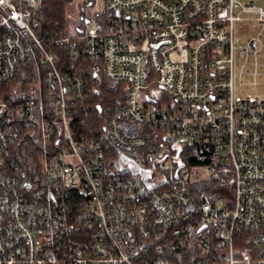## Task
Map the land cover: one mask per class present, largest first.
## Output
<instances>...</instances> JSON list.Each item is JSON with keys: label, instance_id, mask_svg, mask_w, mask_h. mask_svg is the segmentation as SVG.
Wrapping results in <instances>:
<instances>
[{"label": "built area", "instance_id": "obj_1", "mask_svg": "<svg viewBox=\"0 0 264 264\" xmlns=\"http://www.w3.org/2000/svg\"><path fill=\"white\" fill-rule=\"evenodd\" d=\"M44 2L0 0V87L33 56L42 66L28 97L0 99L4 145L39 147L0 159V264H180V250L185 264H264V101L234 95L236 65L264 49V10L104 0L90 30L50 33ZM104 86L111 105L95 102ZM217 174L228 196L193 210L191 185Z\"/></svg>", "mask_w": 264, "mask_h": 264}, {"label": "trees", "instance_id": "obj_2", "mask_svg": "<svg viewBox=\"0 0 264 264\" xmlns=\"http://www.w3.org/2000/svg\"><path fill=\"white\" fill-rule=\"evenodd\" d=\"M73 1L74 0H45L42 7L36 13V19L39 22V29H47L50 33L55 32L57 29H61L66 33L67 31L64 30V26L67 23L66 8ZM94 3V0L82 1L80 9L83 19L76 30H82L84 28V22L89 20L88 9L93 7ZM106 16L103 0L102 11L93 13V20L91 21H102ZM37 69L41 70L42 66L39 58L37 56H33L27 64L20 68L17 76L13 80L9 81L7 85L0 87V99L11 97L22 99L28 97L30 94L29 90L31 88V84L37 79ZM114 92H116V89L104 86L101 93L103 94V98L100 97V99L95 102H99L102 106L113 104L116 102L115 99H113ZM120 93L123 95V92ZM81 119L82 121L84 120L83 122H86L83 116H81ZM86 125H88V123H86ZM6 132L7 131L5 130L4 133ZM0 147H5L10 152L8 156H6L4 152L0 153V159L5 165H9L10 163H13L14 165H21L23 159H25L24 162L30 163L35 161L39 156V147L33 141H29V139L20 138L11 145H4L0 139ZM2 177L3 173L0 171V182L3 179ZM229 181L230 177L228 174H217L216 176L210 177L208 180L193 183L191 185V206L193 210L200 209L206 202L213 203L217 201L216 199L226 198L229 191ZM1 194L2 188L0 184V195ZM189 253L190 252L184 250L176 252V255L181 258L180 264H182V262L185 264V262L189 260Z\"/></svg>", "mask_w": 264, "mask_h": 264}, {"label": "rangeland", "instance_id": "obj_3", "mask_svg": "<svg viewBox=\"0 0 264 264\" xmlns=\"http://www.w3.org/2000/svg\"><path fill=\"white\" fill-rule=\"evenodd\" d=\"M83 0H74L66 8L67 12V23L64 26V30L68 33H74L82 22L83 16L81 13V3ZM93 7L89 8V20L85 27L87 30L92 28V15L95 12H101L103 8V0H94ZM240 4L248 2H255L258 8L264 10V0H237ZM247 17V15L245 16ZM253 17V15H250ZM248 24H246V31L244 36H235L236 44L242 43V37L249 38L255 34L252 32ZM242 71L244 75H235L234 79V95L237 99L241 100H252V101H264V49L258 52L254 56H250L247 61L241 60ZM239 65H236L235 73L239 71ZM204 178V174L197 175V178Z\"/></svg>", "mask_w": 264, "mask_h": 264}, {"label": "crops", "instance_id": "obj_4", "mask_svg": "<svg viewBox=\"0 0 264 264\" xmlns=\"http://www.w3.org/2000/svg\"><path fill=\"white\" fill-rule=\"evenodd\" d=\"M235 75H238V76H242V75H244V73H243L242 69H240V67H239V71L236 72ZM235 77H236V76H235Z\"/></svg>", "mask_w": 264, "mask_h": 264}, {"label": "bare ground", "instance_id": "obj_5", "mask_svg": "<svg viewBox=\"0 0 264 264\" xmlns=\"http://www.w3.org/2000/svg\"><path fill=\"white\" fill-rule=\"evenodd\" d=\"M222 199V198H221Z\"/></svg>", "mask_w": 264, "mask_h": 264}]
</instances>
